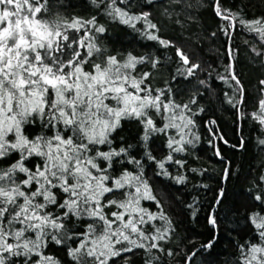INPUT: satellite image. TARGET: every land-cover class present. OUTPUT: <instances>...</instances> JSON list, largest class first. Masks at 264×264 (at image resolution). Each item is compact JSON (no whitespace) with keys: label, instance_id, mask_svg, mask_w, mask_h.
<instances>
[{"label":"snow or ice","instance_id":"6c2138e0","mask_svg":"<svg viewBox=\"0 0 264 264\" xmlns=\"http://www.w3.org/2000/svg\"><path fill=\"white\" fill-rule=\"evenodd\" d=\"M88 5L82 15L72 0H0V264H136L137 255L142 264H197L217 242L226 190L208 210L212 238L190 240L189 250L169 246L176 225L156 183L186 188L209 171L196 165L202 121L224 182L232 162L221 144L245 149L246 120L264 133V78L249 112L234 43L246 33V52L264 67V14L249 17L223 0ZM205 7L217 27L200 34ZM167 25L191 45L165 35ZM220 35L223 44L209 48L215 61L192 50ZM215 81L225 86L221 104L234 110L236 143L215 117L203 120ZM257 144L264 151V134ZM246 179L247 232L226 264H264V160ZM193 187L209 189L203 179ZM199 202L186 205L193 219Z\"/></svg>","mask_w":264,"mask_h":264},{"label":"trees","instance_id":"16d2710c","mask_svg":"<svg viewBox=\"0 0 264 264\" xmlns=\"http://www.w3.org/2000/svg\"><path fill=\"white\" fill-rule=\"evenodd\" d=\"M72 3L76 5L74 8L75 12L82 15L87 14L88 0H72ZM223 3L226 7L234 9L239 5H243L249 17L264 14V0H223ZM200 16L201 24L195 31L204 34L205 32L216 30L217 19L210 9L206 7L201 9ZM114 31L116 37L127 44L130 37L125 36L119 27L115 28ZM164 34L171 36L180 43L191 45V41L177 27L167 25L164 29ZM245 35L247 34L238 33L234 43L241 50L238 71L247 88L246 103L247 111L250 112L256 105V98L259 94L258 81L264 78V67L259 63H253L250 59L243 43ZM224 39L220 35L214 45L212 42L204 40L202 45H197L192 50L197 55H202L206 59L215 61L216 57L209 53V48L213 46L219 48L223 44ZM137 51H141L138 46ZM162 79L157 77L154 84H161ZM213 86L215 91L204 100L208 111L203 115V120H207L209 116L215 117L220 129L227 134L232 143H236L240 129L234 123V110L227 105H222L220 100V97H222L221 89L225 86L219 81H215ZM200 131L203 139L197 147L200 159L196 161V165L208 168L209 171L206 175L203 178L197 176L195 180L189 182L186 188L179 185H170L167 181H164L162 184L156 183V189L161 196H166L165 208L176 225V237L169 246L173 248H176L177 245L180 247L187 246L189 250L193 247L189 243L190 240L195 241L199 245L212 238L213 229L207 222L208 210L212 206L215 193L218 192L219 188L223 187L226 190L225 199L222 202V206L218 209L219 232L216 233L217 242L214 248L210 250V254L205 253L204 257L197 259V264H200V259H204L208 264H226V261L230 262L231 258L236 254L235 240L244 236L247 232L243 219L247 203L244 194L249 186L246 177H248L250 170H259L261 161L264 160V151H261L260 146L257 144V137L264 133L261 132L258 124L246 120L242 127L246 139L245 149H233L221 144L224 155L232 162L231 179L228 182H224L220 178L224 163L214 155L212 147L208 145L209 136L203 127V121L201 122ZM201 179L209 185V189L193 187L194 184H199ZM196 197H199L200 201L199 210L196 218L193 219L192 210L188 209L186 205L192 203ZM57 255L63 256V253H57ZM134 259L136 264H142L141 256L137 255ZM180 259L181 257H176V260Z\"/></svg>","mask_w":264,"mask_h":264}]
</instances>
